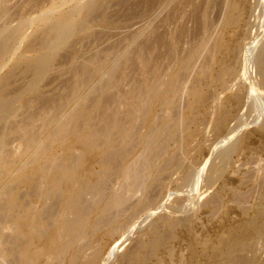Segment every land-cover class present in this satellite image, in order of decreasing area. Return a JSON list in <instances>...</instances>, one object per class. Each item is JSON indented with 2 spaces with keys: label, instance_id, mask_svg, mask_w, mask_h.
Instances as JSON below:
<instances>
[{
  "label": "bare ground",
  "instance_id": "bare-ground-1",
  "mask_svg": "<svg viewBox=\"0 0 264 264\" xmlns=\"http://www.w3.org/2000/svg\"><path fill=\"white\" fill-rule=\"evenodd\" d=\"M82 1L0 0V264H107L161 208L118 264H264L260 214L203 237L184 205L214 178L188 162L199 126L263 103L264 0Z\"/></svg>",
  "mask_w": 264,
  "mask_h": 264
},
{
  "label": "rangeland",
  "instance_id": "rangeland-1",
  "mask_svg": "<svg viewBox=\"0 0 264 264\" xmlns=\"http://www.w3.org/2000/svg\"><path fill=\"white\" fill-rule=\"evenodd\" d=\"M87 1H89V0H83L82 3H86ZM212 13H215V15H216L217 10L213 11ZM215 15L212 14V16H214V17H211V14H210L211 19H213V18L215 19V17L217 16V15L216 16ZM131 16H133V15L131 14ZM131 16H129V17H131ZM131 18L130 19L127 18V19L131 20ZM141 23H142V25H141ZM141 23H139V25L136 24L132 27L130 26L131 28L126 27L127 29H124V28L122 30L120 29L121 31L120 30L118 31V29H113L114 30L113 32H112V30H110V32H109L108 29L107 30L102 29L101 31L103 32V34H105V40H107L106 38H108V35H110L109 36L110 39L108 38L109 41L104 40L103 41L104 44L102 43L103 46L102 45H100V46L104 47V46L108 45L107 44L108 42L110 44L111 43L110 41H112V42L114 40L116 41L117 38H119V35L124 36V35L131 34L132 32L136 31V29H139L140 25H141V27L144 25V22H141ZM192 23L191 22L189 23L190 29L188 28L189 25L186 26L188 28L186 37L188 34H190V32H188V30H189V31H191V35H189L188 37H190L191 39H194L192 37L196 35V32H197L196 26L197 25L195 24L196 25L195 26L194 23L193 24ZM191 24H192V26H191ZM194 28H196V29L194 30ZM192 29L194 31L193 33H192ZM29 33H31V30L29 31ZM116 33L118 34V35H116V37L114 36V38H116V39H114L113 37H112L113 39H111V35H114ZM190 38H185V39L189 40ZM185 39L183 38V42L185 41ZM4 72H5V70H3L1 73L3 74ZM2 74H0V75H2ZM252 74H253V72H252ZM252 74L250 73L251 76L254 75V74L253 75ZM250 75H249V77H251ZM251 78H253L255 80V76H253ZM246 80H247V78H244V80H242V81L240 80L238 82L239 86L245 85ZM247 83H248V81L246 82V85H247ZM50 88H51V86L48 85L47 89H50ZM235 89H237V88H235ZM225 94H227L226 95V97H227L228 94H230V93H228V91L221 92L222 99H223V96L225 98ZM258 94L260 96L262 95L261 99L263 98L262 99L263 103L261 104L260 107H257L255 105V107L253 108V110H254L253 111V110H251L252 108L248 109V107H247L248 105L243 104V105L239 106V108H238V111L240 110L239 115L235 119H233L232 122L228 123L226 128L223 130L214 129V126H213V124H211L209 119H208L209 121H207V120L204 121L202 123V125L199 126V128H198L199 132L196 134L197 138L195 136L196 140L193 138L192 141H194V140L195 141L190 142L192 146H188V150H190L189 147H192V149H193V150L191 149L189 151V153L191 152V154H192L194 152L191 156L190 155L188 156L189 158L190 157L192 158L194 156L192 158L193 160L192 159L189 160V158H188L189 163H190V161L192 163H194V164L190 163V165H192L191 167H193L192 170L194 171L195 169L197 170L198 168L200 169V168L205 167V174L207 173V176H210L212 173V178L214 177L213 179H210V180H213L214 183H213V181H211L210 182L211 184H206V183H204V184L202 183L203 185L201 184V186L199 188V192H198L199 197L195 200L196 204H195V202H194V204H191L190 202L184 203V205L186 206V209H188V212H187V214H185V216L186 215L188 217L194 216V217L198 218L197 220L194 218V220H196V223L193 221V223L190 224L191 228H194L192 233H195V234L198 233V235L200 234V236H203V237H205V235L206 236H211L213 234L217 235V233H219V232L221 233L222 230H223V232L227 231V228L231 225H236L238 223L241 224L243 221H245L244 219H246V218H247V220H252L253 218L256 217V214H260L259 220H260V222L262 221V224H263V236H264V131L262 130L264 128V97H263L264 92L260 91V92H258ZM212 126H213V128H211ZM199 133H201V134H199ZM241 134L242 135L245 134V136L247 135L249 137L247 142H246L248 144L249 150L247 149L244 153H241V154H233V156L231 155L228 164L222 165L220 163L219 158L217 157L218 152H220L224 147H226L230 143H232L235 140V138L237 139V138L241 137L242 136ZM196 143L199 146H197ZM194 145L197 146L198 148L195 147ZM199 148H200V150H199ZM195 152H196V154H195ZM27 159L28 158L25 157V161H27ZM217 164L220 166L222 165V166L221 167L219 166V170L217 169L218 167L217 168L214 167L218 171V172H215L216 170L213 168V166H216ZM220 168L221 169L223 168V169L220 171ZM206 169H207V171H206ZM211 170H212V172H211ZM213 170H214V172H213ZM209 172H210V175H208ZM215 173H217V174H215ZM205 174H204V176H206ZM2 182H3V175L0 174V183L2 184ZM7 184H9V183H5V185H7ZM175 184H177V186ZM180 184H181L180 181H174V184L172 185L170 192L171 193L175 192L174 188L175 187L179 188ZM12 186H14V185H12ZM172 188L174 191L172 190ZM180 188H181V186H180ZM220 189L221 190L223 189V197H224L223 199L226 202V204H225L226 206L224 208H220L219 206L216 205L217 203L215 202L216 201L215 194H216V192L220 191ZM22 191H21V193H23ZM183 191H185V193ZM187 191H190V187L184 188L182 190L183 193L179 192L177 194V196L176 195L174 197L172 196L170 199H168L169 197L167 196L166 198L169 201L171 200V203H172V201L179 198L178 196L184 197L185 195L186 196L191 195V194H188ZM167 199H165V200H167ZM168 200H167V202L164 201V203H163L164 207H165V205L169 204ZM165 202H166V204H165ZM162 209L163 208H161L160 209L161 211L159 210L154 217H150L151 221L156 220L160 216L161 217H163L164 215L166 216L165 208H164L165 211ZM143 219H144V217H141V220L138 219V222L135 224V228L133 227L131 229V231L126 234L124 239L122 238V242H124V243H121L122 244L121 247H116L113 249L112 253L110 254V261L107 262V264H118L119 258L123 254L122 252H126L128 250V248H132L131 245L134 246L135 242L138 241V239H140V236H142L141 234L143 232L145 233V231L147 230V224L146 223H148V221H150V220L147 219V222L145 220L144 221L145 223L142 222V224H141L142 226H141L140 222L143 221ZM197 224H198V226H197ZM221 227H222V229H221ZM225 228H226V230H225ZM126 239H128V240L126 241ZM177 248H178V246H177ZM263 250H264V248H263Z\"/></svg>",
  "mask_w": 264,
  "mask_h": 264
}]
</instances>
